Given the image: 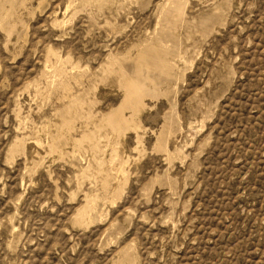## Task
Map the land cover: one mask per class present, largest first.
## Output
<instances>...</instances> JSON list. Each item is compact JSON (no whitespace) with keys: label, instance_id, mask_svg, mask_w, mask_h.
<instances>
[{"label":"rangeland","instance_id":"obj_1","mask_svg":"<svg viewBox=\"0 0 264 264\" xmlns=\"http://www.w3.org/2000/svg\"><path fill=\"white\" fill-rule=\"evenodd\" d=\"M0 264H264V0H0Z\"/></svg>","mask_w":264,"mask_h":264},{"label":"bare ground","instance_id":"obj_2","mask_svg":"<svg viewBox=\"0 0 264 264\" xmlns=\"http://www.w3.org/2000/svg\"><path fill=\"white\" fill-rule=\"evenodd\" d=\"M158 65V67L162 70V72L165 74V73H167V74H172L173 73V67L172 66H167V65H165V64H157ZM145 92V91H144ZM144 92H142V91H140V97L142 96V95H145V93ZM154 93V92H153ZM118 170V169H117ZM119 172H120V170H119Z\"/></svg>","mask_w":264,"mask_h":264}]
</instances>
